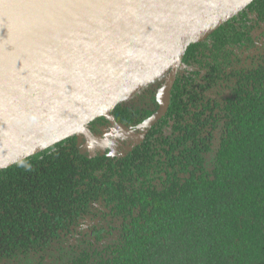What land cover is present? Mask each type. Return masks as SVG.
<instances>
[{
	"label": "trees",
	"instance_id": "1",
	"mask_svg": "<svg viewBox=\"0 0 264 264\" xmlns=\"http://www.w3.org/2000/svg\"><path fill=\"white\" fill-rule=\"evenodd\" d=\"M181 64L153 127L161 79L86 127L140 128L124 155L71 136L0 171V264H264V0Z\"/></svg>",
	"mask_w": 264,
	"mask_h": 264
},
{
	"label": "water",
	"instance_id": "2",
	"mask_svg": "<svg viewBox=\"0 0 264 264\" xmlns=\"http://www.w3.org/2000/svg\"><path fill=\"white\" fill-rule=\"evenodd\" d=\"M0 1L1 171L71 136L89 141L91 122L165 77L141 123L154 126L186 48L254 0Z\"/></svg>",
	"mask_w": 264,
	"mask_h": 264
},
{
	"label": "rangeland",
	"instance_id": "3",
	"mask_svg": "<svg viewBox=\"0 0 264 264\" xmlns=\"http://www.w3.org/2000/svg\"><path fill=\"white\" fill-rule=\"evenodd\" d=\"M184 72L185 68L181 64L176 69L174 79H172L173 83L177 78L176 76H180ZM185 75L186 74H184V76ZM164 80L165 77H163L160 81L163 82ZM97 130L99 132L97 134L98 136L92 135L89 141L84 139L83 133L76 135L80 141L82 152L103 153L107 150L110 155L113 156L124 155L131 146L139 144L144 136V132L140 128L126 129L118 125H110L106 129L98 128Z\"/></svg>",
	"mask_w": 264,
	"mask_h": 264
},
{
	"label": "flooded vegetation",
	"instance_id": "4",
	"mask_svg": "<svg viewBox=\"0 0 264 264\" xmlns=\"http://www.w3.org/2000/svg\"><path fill=\"white\" fill-rule=\"evenodd\" d=\"M203 41H204V40H203ZM201 42H202V41H201ZM199 43H200V42H199ZM185 71H186V70H185ZM189 75H190V77L195 78V76L189 74V73L186 71V75H185V76H189ZM177 76H178V75H177ZM177 76H176V77H177ZM201 76H203V75H199L198 78H195L194 82H195V81H198V79H201V78H200ZM190 77H189V78H190ZM182 79H183V78H182ZM186 81H187V82H193V80H192L191 78H190L189 80H186ZM202 81H203V80H202ZM217 81H218V80H217ZM221 81H223V80H221ZM199 82H200V81H199ZM161 83H162V82H161ZM221 83H222V82H221ZM193 85H195V84H193ZM172 86H173V85H172ZM214 86H215V85H214ZM171 89H172V87H171ZM156 106H157V105H156ZM157 107H158V106H157ZM188 107H189V106H188ZM189 108H190V107H189ZM156 109H157V108H156ZM190 109H191V108H190ZM155 111H156V110H155ZM163 115H164V114H163ZM162 117H163V116H162ZM162 117H161V118H162ZM161 118L159 119V121L161 120ZM159 121H158V122H159ZM158 122H157V123H158ZM157 123H156V124H157ZM156 124H155V125H156ZM120 127H121V126H120ZM152 127H153V126H152ZM122 128H123V127H122ZM137 145H138V144H137ZM135 146H136V145H135ZM132 147H134V146H131L130 148H132Z\"/></svg>",
	"mask_w": 264,
	"mask_h": 264
},
{
	"label": "bare ground",
	"instance_id": "5",
	"mask_svg": "<svg viewBox=\"0 0 264 264\" xmlns=\"http://www.w3.org/2000/svg\"><path fill=\"white\" fill-rule=\"evenodd\" d=\"M7 9L5 8V6H4V2L3 1H0V19H1V17H2V15L4 14V13H7Z\"/></svg>",
	"mask_w": 264,
	"mask_h": 264
}]
</instances>
